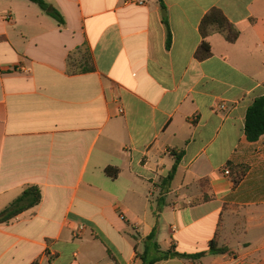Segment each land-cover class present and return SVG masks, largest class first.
<instances>
[{"label": "crops", "instance_id": "1", "mask_svg": "<svg viewBox=\"0 0 264 264\" xmlns=\"http://www.w3.org/2000/svg\"><path fill=\"white\" fill-rule=\"evenodd\" d=\"M44 1L0 0V213L42 195L0 223V264H143L156 244L206 253L156 264H264V135L245 134L264 96V0ZM213 8L239 37L209 36L199 61Z\"/></svg>", "mask_w": 264, "mask_h": 264}, {"label": "trees", "instance_id": "2", "mask_svg": "<svg viewBox=\"0 0 264 264\" xmlns=\"http://www.w3.org/2000/svg\"><path fill=\"white\" fill-rule=\"evenodd\" d=\"M32 3L39 5V7L47 11L50 7L44 0H28ZM162 6L165 9L163 0H161ZM50 14L60 23L64 24V19L61 14L53 9ZM200 34L203 38V42L198 48L195 57L199 61H204L211 56V47L206 39L215 34H222L226 40L230 43H235L239 37L238 30L234 25L226 18L221 10L217 8L211 9L202 19L200 27ZM171 45V32L168 29V40L167 47L170 48ZM88 63L92 62V56L86 57ZM94 70V67H84L83 72ZM245 134L250 142L257 141L262 135H264V96L258 97L254 100L253 104L249 107L246 115L245 122ZM175 157V164L170 172L169 176L163 181L164 184L170 185L172 180L175 177L179 163L183 157V151L173 150L172 151ZM106 174L110 177H117V170L114 168H107ZM42 200V195L40 189L36 186L28 187L14 202L10 204L4 211L0 213V223L8 222L14 219L16 216L21 214L24 211H27L40 204ZM156 239V232L154 231L149 237L146 238V241H152ZM156 249L158 255L149 262H146L145 254L141 255L140 259L143 261V264H156L162 261H167L170 259L180 258L187 259L192 261H197L203 258L206 253H196V254H184L176 251H161L158 244H156ZM210 253L216 255L226 254L228 252L227 248L218 247V244L215 241L210 242Z\"/></svg>", "mask_w": 264, "mask_h": 264}, {"label": "built area", "instance_id": "3", "mask_svg": "<svg viewBox=\"0 0 264 264\" xmlns=\"http://www.w3.org/2000/svg\"><path fill=\"white\" fill-rule=\"evenodd\" d=\"M221 108L224 109V108H225L224 105H222ZM225 173H226V174H229V171H226ZM84 228H85V227H84L83 225H81V226L79 227V229H78L76 235L78 236V234H80V233L84 230Z\"/></svg>", "mask_w": 264, "mask_h": 264}, {"label": "rangeland", "instance_id": "4", "mask_svg": "<svg viewBox=\"0 0 264 264\" xmlns=\"http://www.w3.org/2000/svg\"><path fill=\"white\" fill-rule=\"evenodd\" d=\"M157 255H158V253L155 254V256H157Z\"/></svg>", "mask_w": 264, "mask_h": 264}]
</instances>
